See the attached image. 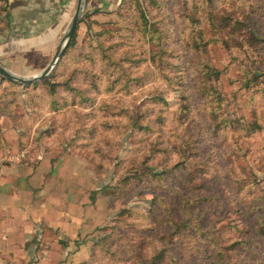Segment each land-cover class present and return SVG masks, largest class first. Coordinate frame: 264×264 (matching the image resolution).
<instances>
[{"label": "rangeland", "instance_id": "obj_1", "mask_svg": "<svg viewBox=\"0 0 264 264\" xmlns=\"http://www.w3.org/2000/svg\"><path fill=\"white\" fill-rule=\"evenodd\" d=\"M112 1L47 76H0V117L62 138L106 208L68 264H264V0ZM46 41L0 65L30 78Z\"/></svg>", "mask_w": 264, "mask_h": 264}, {"label": "crops", "instance_id": "obj_2", "mask_svg": "<svg viewBox=\"0 0 264 264\" xmlns=\"http://www.w3.org/2000/svg\"><path fill=\"white\" fill-rule=\"evenodd\" d=\"M75 1L5 0L0 42L34 44L46 36L41 47L57 48ZM112 2L87 0L85 8L98 3L92 11H103ZM44 128H24L25 134L10 117H0V264L74 262L105 219L106 208L90 199L88 161Z\"/></svg>", "mask_w": 264, "mask_h": 264}, {"label": "water", "instance_id": "obj_3", "mask_svg": "<svg viewBox=\"0 0 264 264\" xmlns=\"http://www.w3.org/2000/svg\"><path fill=\"white\" fill-rule=\"evenodd\" d=\"M86 2L87 0L75 1V8L68 22L67 28L64 31L62 42L60 43L58 48H56V51L54 52L50 62L45 66L44 69H42L39 73L31 76L30 78H23L0 65V76L6 78L7 80L17 81L20 83L34 82L47 76L48 73L51 71V69L58 63L59 59L61 58L63 50L66 48L70 38L74 33L77 24L80 21V17L82 16V13L85 10Z\"/></svg>", "mask_w": 264, "mask_h": 264}, {"label": "trees", "instance_id": "obj_4", "mask_svg": "<svg viewBox=\"0 0 264 264\" xmlns=\"http://www.w3.org/2000/svg\"><path fill=\"white\" fill-rule=\"evenodd\" d=\"M73 37L70 39L69 45L73 44Z\"/></svg>", "mask_w": 264, "mask_h": 264}, {"label": "built area", "instance_id": "obj_5", "mask_svg": "<svg viewBox=\"0 0 264 264\" xmlns=\"http://www.w3.org/2000/svg\"><path fill=\"white\" fill-rule=\"evenodd\" d=\"M0 167H1V164H0Z\"/></svg>", "mask_w": 264, "mask_h": 264}]
</instances>
